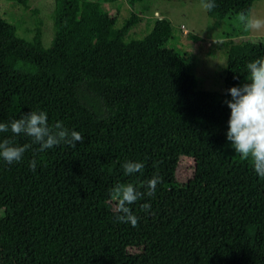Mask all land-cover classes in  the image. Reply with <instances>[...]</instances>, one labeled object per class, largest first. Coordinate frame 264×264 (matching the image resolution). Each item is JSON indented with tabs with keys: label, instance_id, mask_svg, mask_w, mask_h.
<instances>
[{
	"label": "trees",
	"instance_id": "trees-1",
	"mask_svg": "<svg viewBox=\"0 0 264 264\" xmlns=\"http://www.w3.org/2000/svg\"><path fill=\"white\" fill-rule=\"evenodd\" d=\"M3 1L27 9L29 0ZM117 1L53 0L47 48L38 30L25 41L0 18V122L43 111L49 127L60 121L84 138L0 159V212H15L0 213V264H264V178L227 141L225 103L264 57V41L230 45L223 92L200 90L170 22L146 21L137 39L141 17L116 26L107 7ZM254 1L215 0L205 13L247 14ZM3 139L31 144L11 131ZM186 159L191 176L178 188ZM126 161L144 168L125 175ZM154 176L155 195L130 206L138 225L117 222L113 188L145 191Z\"/></svg>",
	"mask_w": 264,
	"mask_h": 264
},
{
	"label": "rangeland",
	"instance_id": "rangeland-1",
	"mask_svg": "<svg viewBox=\"0 0 264 264\" xmlns=\"http://www.w3.org/2000/svg\"><path fill=\"white\" fill-rule=\"evenodd\" d=\"M110 6L107 10L116 15V26L131 13L141 17L130 32L137 39L145 34L146 21L167 19L179 40L178 51L191 60V73L197 88L208 92H223L226 52L230 45L264 41V28L246 30L238 19L239 15H229L222 20L208 17L202 0H118ZM52 9L53 0H29L27 9L0 0V18L14 27L15 35L25 41H30L38 30L42 48L50 45L53 36ZM246 16L264 20V0H255ZM247 78L240 86L247 82ZM191 164L188 159L178 164L175 176L178 188L186 186L191 176ZM0 213L9 218L15 215L12 210Z\"/></svg>",
	"mask_w": 264,
	"mask_h": 264
},
{
	"label": "clouds",
	"instance_id": "clouds-1",
	"mask_svg": "<svg viewBox=\"0 0 264 264\" xmlns=\"http://www.w3.org/2000/svg\"><path fill=\"white\" fill-rule=\"evenodd\" d=\"M202 6L206 11H211L216 3L215 0H202ZM238 19L246 30L264 28V20L250 19L244 13H240ZM246 67L249 74L247 82L227 90L231 99L225 101L230 109L226 139L242 160L250 162L254 173L264 178V57L249 62ZM8 131L13 136L23 134L30 137L31 144L16 146L8 139L0 140V159L7 164L20 162L32 145H39L38 151L44 152L61 144L75 147L84 139L79 132L69 131L60 121L49 127L47 114L43 111L28 112L21 118L12 120L10 124L0 122V133ZM36 166L35 160L29 162L32 171L36 170ZM122 167L125 175H132L141 172L144 164L126 161ZM161 182V177L154 176L146 182L145 191H139L132 184L115 186L112 200L116 221L136 227L139 217L130 206L143 200L145 196H154L157 185ZM150 208V203L141 204L142 211L148 212Z\"/></svg>",
	"mask_w": 264,
	"mask_h": 264
}]
</instances>
